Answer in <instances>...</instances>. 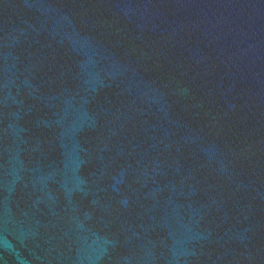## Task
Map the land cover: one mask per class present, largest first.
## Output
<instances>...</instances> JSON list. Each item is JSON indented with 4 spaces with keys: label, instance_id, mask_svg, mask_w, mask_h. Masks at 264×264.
Wrapping results in <instances>:
<instances>
[{
    "label": "water",
    "instance_id": "1",
    "mask_svg": "<svg viewBox=\"0 0 264 264\" xmlns=\"http://www.w3.org/2000/svg\"><path fill=\"white\" fill-rule=\"evenodd\" d=\"M0 264H264V0H0Z\"/></svg>",
    "mask_w": 264,
    "mask_h": 264
}]
</instances>
